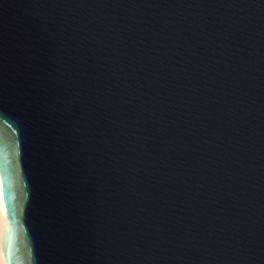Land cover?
Segmentation results:
<instances>
[{"label": "water", "instance_id": "obj_1", "mask_svg": "<svg viewBox=\"0 0 264 264\" xmlns=\"http://www.w3.org/2000/svg\"><path fill=\"white\" fill-rule=\"evenodd\" d=\"M6 264H264V0H0Z\"/></svg>", "mask_w": 264, "mask_h": 264}, {"label": "bare ground", "instance_id": "obj_2", "mask_svg": "<svg viewBox=\"0 0 264 264\" xmlns=\"http://www.w3.org/2000/svg\"><path fill=\"white\" fill-rule=\"evenodd\" d=\"M6 212L5 205L2 196V184L0 179V264H6L3 249H2V238H3V228L6 225Z\"/></svg>", "mask_w": 264, "mask_h": 264}]
</instances>
